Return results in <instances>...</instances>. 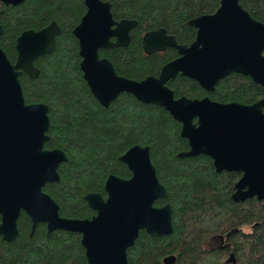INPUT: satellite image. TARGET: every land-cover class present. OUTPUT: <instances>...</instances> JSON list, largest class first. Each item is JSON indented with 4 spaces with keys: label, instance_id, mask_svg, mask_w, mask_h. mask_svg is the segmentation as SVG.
I'll list each match as a JSON object with an SVG mask.
<instances>
[{
    "label": "trees",
    "instance_id": "trees-1",
    "mask_svg": "<svg viewBox=\"0 0 264 264\" xmlns=\"http://www.w3.org/2000/svg\"><path fill=\"white\" fill-rule=\"evenodd\" d=\"M102 1L111 4L116 21L137 22L127 47L100 51L119 76L135 81L158 77L163 66L178 57L171 48L147 55L146 33L165 29L178 44L189 46L197 36L190 21L216 13L221 5V0ZM240 4L264 24V0H240ZM0 12V47L12 64L17 61V39L23 32L40 31L53 22L62 29L55 51L35 61L39 77L24 74L20 80L26 104L49 107L45 149H60L67 155L58 168L60 181L43 189L59 205L63 218L91 219L96 213L85 196L97 193L106 198L105 184L111 175L130 179L132 173L120 157L136 145L148 146L158 179L168 192V199L155 205L172 206L173 232L152 237L142 231L127 251L129 264H164L172 255L175 264H264V201L232 199L242 174L217 172L206 155L180 157L190 150L189 141L181 136L182 124L164 108L144 104L128 93L109 107L94 97L81 70L80 43L74 34L87 12L83 0H25L16 7L0 2ZM167 85L176 98L209 97L243 105L264 98L260 84L236 73L222 79L213 92L181 75ZM18 230L19 237L10 243L0 236V264H89L78 233L48 234L46 225L39 224L32 235V222L25 213L18 220ZM216 235L229 236L228 249H204ZM228 256L234 260L227 261Z\"/></svg>",
    "mask_w": 264,
    "mask_h": 264
},
{
    "label": "water",
    "instance_id": "water-1",
    "mask_svg": "<svg viewBox=\"0 0 264 264\" xmlns=\"http://www.w3.org/2000/svg\"><path fill=\"white\" fill-rule=\"evenodd\" d=\"M24 1L0 0L6 7ZM83 1L87 12L74 34L80 43L84 79L100 104L109 107L128 93L144 104L164 108L182 124L181 136L189 141L190 150L180 157L209 156L217 172L242 174L234 187V201H264V98L252 105L224 104L209 97L176 98L167 85L181 75L213 92L222 79L236 73L264 88V24L240 0H221L216 13L190 21L197 30L190 46L178 44L165 29L148 32L143 37L147 55L171 48L178 58L164 65L158 77L135 81L119 76L100 51L127 47L137 22L116 21L109 2ZM61 32L56 22L40 31L23 32L17 39L15 64L0 47V236L7 242L16 240L18 220L25 211L32 220V235L40 223L47 225L48 234L78 233L89 264H129L127 251L142 230L152 237L173 232L172 206H155L156 201L168 199V192L158 179L150 147L136 145L120 157L132 177L111 175L105 184L106 199L97 193L85 196L96 212L92 219L63 218L59 205L43 190L60 181L58 168L67 155L60 149H45L49 107L26 104L20 77H39L35 61L55 51ZM174 260L169 257L164 262L173 264Z\"/></svg>",
    "mask_w": 264,
    "mask_h": 264
},
{
    "label": "flooded vegetation",
    "instance_id": "flooded-vegetation-1",
    "mask_svg": "<svg viewBox=\"0 0 264 264\" xmlns=\"http://www.w3.org/2000/svg\"><path fill=\"white\" fill-rule=\"evenodd\" d=\"M132 32V31H131ZM190 46V45H189ZM178 58V57H177ZM175 60V59H174ZM21 78V77H20ZM123 94V93H122ZM195 122H197V121H195ZM47 150H49V149H47ZM130 150V149H129ZM132 173V172H131ZM117 177V176H116ZM104 197V196H103ZM105 198V197H104ZM107 198V197H106ZM105 198V199H106ZM157 202V201H156ZM156 206V205H155ZM165 206V205H164ZM162 207V206H161ZM22 213H25L28 217H29V215L25 212V211H22L21 212V214ZM96 213V212H95ZM21 214H20V216H21ZM96 215V214H95ZM94 215V216H95ZM1 216V215H0ZM93 216V217H94ZM92 217V218H93ZM20 218V217H19ZM30 218V217H29ZM91 218V219H92ZM31 219V218H30ZM1 221H2V218H1ZM31 222H32V220H31ZM172 222H173V217H172ZM40 224H44V223H40ZM46 225V224H45ZM46 227H47V225H46ZM47 231H48V229H47ZM142 231H144V230H142ZM141 231V232H142ZM140 232V233H141ZM147 233V232H146ZM171 235V234H170ZM167 236H169V235H167ZM162 237V236H161ZM228 235H226V236H221V235H216V236H213L208 242H206L205 244H204V249H206V250H214V249H218V248H221V249H228L229 248V244H228ZM3 238V237H2ZM5 241V240H4ZM15 241V240H14ZM7 242V241H6ZM8 243H10V242H8ZM230 256H232V255H230ZM230 256H228V260L227 261H231L232 259L234 260V258H232V257H230ZM169 257H175V256H168V257H166V258H169ZM230 257V258H229ZM165 258V259H166ZM165 259H164V261H165ZM163 261V262H164ZM176 263V257H175V260H174V262H173V264H175ZM164 264H165V262H164Z\"/></svg>",
    "mask_w": 264,
    "mask_h": 264
}]
</instances>
